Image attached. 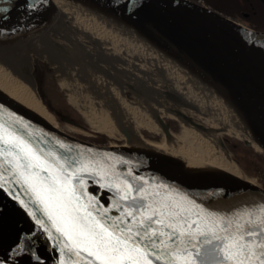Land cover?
I'll list each match as a JSON object with an SVG mask.
<instances>
[{
    "label": "bare ground",
    "instance_id": "1",
    "mask_svg": "<svg viewBox=\"0 0 264 264\" xmlns=\"http://www.w3.org/2000/svg\"><path fill=\"white\" fill-rule=\"evenodd\" d=\"M30 18L29 24L0 39L1 94L61 129L32 76L33 57H47L70 104L91 127L118 134L125 143L117 116L135 132L137 139L128 145L109 143L124 159L146 168L174 161L203 173L250 181L234 162L227 137L248 139L263 149L230 77H215L201 63L173 50L123 13L116 0H42ZM83 40L97 49L87 48ZM255 50L264 61V44ZM104 93L111 102L104 103ZM136 98L139 103L132 100ZM111 103L118 110L110 108ZM194 114L206 121H197ZM167 118L183 123L185 139L180 142L169 132L162 143L148 140L143 131L162 130L159 121Z\"/></svg>",
    "mask_w": 264,
    "mask_h": 264
},
{
    "label": "water",
    "instance_id": "2",
    "mask_svg": "<svg viewBox=\"0 0 264 264\" xmlns=\"http://www.w3.org/2000/svg\"><path fill=\"white\" fill-rule=\"evenodd\" d=\"M116 1L123 13L144 24L173 50L177 49L181 55L201 63L207 70L213 71L215 77H230L233 80L232 87L242 106L249 110L255 134L264 151V61L255 50L257 44H264V30L254 29L194 0H141V7L132 13L123 6L124 0ZM26 3L24 0H0V9H7L0 12V39H5L19 25L29 24L33 9L30 10ZM32 76L36 83L35 73ZM103 96L104 103L111 102L105 93ZM109 106L118 110L114 103ZM181 116L188 119L183 114ZM116 118L124 144L136 140L131 127ZM159 122L168 137L169 126L163 120ZM0 124L26 139L50 163H55L56 157L61 162L68 161L69 171L87 164L90 171L79 174L85 185L82 202L87 203L90 196L96 197L99 205L93 200L88 210L109 225L122 211L132 206L131 200L121 199L123 193L116 187L120 185L122 188L125 182L132 184L134 189L148 190V199L138 203L161 201L170 195L172 199L166 201L169 204L173 199L185 206L195 201L200 209L232 219L242 213H256L264 204V188L251 181L235 180L215 172L203 173V170L174 161L154 168L142 167L124 159L110 144L93 143L54 127L1 93ZM244 144L253 148L248 139H244ZM49 152L54 157L47 156ZM73 182L77 183L76 180ZM21 200L27 208L20 203ZM153 206L158 204L153 203ZM105 209H108L106 213ZM30 211L36 213L35 218ZM36 219L52 227L43 206L36 202L35 195L26 185L6 184L4 189H0V264H100L85 252L76 257L74 251L64 248L65 243L70 242L55 229H52L53 238L49 239ZM125 219L131 223V217ZM132 227L135 231L136 226ZM160 254L161 260H153V264H165L168 260L165 253Z\"/></svg>",
    "mask_w": 264,
    "mask_h": 264
},
{
    "label": "snow or ice",
    "instance_id": "3",
    "mask_svg": "<svg viewBox=\"0 0 264 264\" xmlns=\"http://www.w3.org/2000/svg\"><path fill=\"white\" fill-rule=\"evenodd\" d=\"M41 2L31 0L28 8L35 9ZM123 6L132 13L141 7V0H124ZM0 145V189L6 184L26 185L43 206L52 227L41 219H36V223L49 239L53 238L52 229L65 237L70 243H65L64 248L74 251L76 257L85 252L100 264H153V260H161L163 252L168 256L165 264H264V204L256 213H242L232 219L200 209L195 201L185 206L173 199L169 204L166 201L172 199L170 195L161 201L138 203L148 199V190L134 189L125 182L122 188L116 187L123 193L121 199L131 200L132 206L109 225L88 210L93 200L99 205L96 197L82 202L85 185L79 174L90 171L87 164L69 171L68 161L61 162L56 157L55 163H50L26 139L3 124ZM46 155L54 157L51 152ZM134 191L136 195H132ZM20 203L27 208L23 200ZM30 215L36 217L33 211ZM125 217H131V223Z\"/></svg>",
    "mask_w": 264,
    "mask_h": 264
},
{
    "label": "rangeland",
    "instance_id": "4",
    "mask_svg": "<svg viewBox=\"0 0 264 264\" xmlns=\"http://www.w3.org/2000/svg\"><path fill=\"white\" fill-rule=\"evenodd\" d=\"M58 38H59V36H58ZM60 39H57V40L59 42H63L62 40L60 41ZM83 41H85V40H83ZM64 43L66 44V42H64ZM85 43H86L85 45L87 46V48H89L91 50L97 49L92 44H89V41H85ZM53 67H54V65L49 63L47 57H44L42 59H40V58L38 59L36 57H33L32 75H34V73H35V80H36L37 86L39 88L40 97L42 98L43 103L45 105H46V103L50 104L51 98H50V94H49L48 90L46 89V79H45V77L43 75V71H42V69L45 70L44 68H47V70H48L45 74V75H47L46 78L48 79V81L50 80L53 84H56L57 88H58V92H60L62 94L64 93V95L68 98V94L62 88V80L60 79L59 74L55 70H53ZM151 71L156 72L154 68H151ZM132 100L136 103H139L138 101H140L138 98L132 99ZM71 108L77 112L78 117H80V119L84 122V124H86L88 127H90L93 130V132L87 131V130L83 129L82 127L71 124L70 122H63L62 120H59L56 117L58 119V120L56 119V122L59 124L61 129H63L64 131H66V132H68V133H70L76 137H79V138L84 139V140L86 139L87 141H91V142H95V143L97 142V143L102 144V142L98 141V139L99 138L101 139L102 136H105V137L107 136V138L110 139L109 143L124 144V142L119 138L118 134L117 135L116 134H108V133L97 131L96 128L94 129L93 127H91L86 122L85 117L83 118L82 115L79 113V111L74 108V106L73 107L71 106ZM72 109H71V112L75 116L76 113ZM193 116L199 122H201V120L206 121L205 118L200 117L197 114H194ZM71 128L75 129V131L71 130ZM159 129H157V130L155 129V131H148L146 129L143 132H144V135L148 138V140L153 141L155 143H162L163 140H162V137H160L161 134H160ZM172 135L174 137H176L177 139H179L180 142L185 139L186 131H185V128L183 126V123L178 122V130L173 131ZM223 136H227V134H225ZM156 137L159 139H156ZM227 138L234 140V141L232 140L231 143H227V142L226 143L230 149V154H231L234 162L239 166V168L241 170L242 176L244 178L254 182V183H258V184H261L264 186V167L258 168V171H256L254 174H250V173L246 172L244 170V168L245 169L247 168V161L245 159L241 158L240 151L235 150L233 148V146L235 145L236 142L237 143H240V142L243 143V141H242L243 139H240L238 137H233V136H228ZM252 149L255 152H257L256 154L261 156L263 158V161H264V151L256 149L254 147ZM260 164H263V163L261 162Z\"/></svg>",
    "mask_w": 264,
    "mask_h": 264
},
{
    "label": "flooded vegetation",
    "instance_id": "5",
    "mask_svg": "<svg viewBox=\"0 0 264 264\" xmlns=\"http://www.w3.org/2000/svg\"><path fill=\"white\" fill-rule=\"evenodd\" d=\"M196 2L202 3L215 11L228 15L236 20L249 23L254 19L258 18L260 12V3L264 5V0H234L233 2H228L226 0H194ZM46 89L48 90L51 98L50 104L46 103L49 107L51 113L55 117H59L63 120H69L71 124L78 123L74 119V115L71 112V105L68 98L64 93L58 92L56 84H53L50 80L46 78ZM62 91V90H61ZM71 108V109H70ZM165 123L169 126V132L173 134V131L178 130V122L171 120L170 118L165 119ZM164 128L160 130V137H164ZM156 139H159L156 137ZM233 139L227 140V143H231ZM234 141V140H233Z\"/></svg>",
    "mask_w": 264,
    "mask_h": 264
},
{
    "label": "trees",
    "instance_id": "6",
    "mask_svg": "<svg viewBox=\"0 0 264 264\" xmlns=\"http://www.w3.org/2000/svg\"><path fill=\"white\" fill-rule=\"evenodd\" d=\"M228 2H233L234 0H227ZM226 2V0H225ZM248 26L250 25V27L257 29V30H264V5L260 3V12L258 15L257 19H254L253 21L246 23ZM45 70L42 69L43 71V75L45 76L46 72L48 71L47 68H44ZM73 110V109H72ZM76 115L74 116V119L76 121H78L79 126L82 127L83 129L87 130V131H92L93 130L88 127L86 124H84V122L80 119V117H78V114L75 110H73ZM51 112V111H50ZM58 119L60 120L61 118L58 117ZM98 141L102 142V144H106L109 143L110 139L107 138V136H102L101 139L99 138ZM244 143H235V145L233 146V148L235 150L240 151L241 154V158L245 159L247 161V168L244 170L250 174H254L256 171H258V168L264 167V161L263 158L261 156H259L258 154H256V152L246 146ZM263 164H260V163Z\"/></svg>",
    "mask_w": 264,
    "mask_h": 264
}]
</instances>
